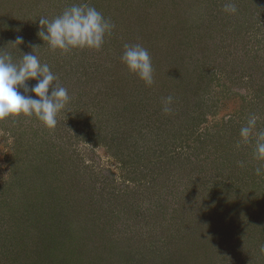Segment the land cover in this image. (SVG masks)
Here are the masks:
<instances>
[{"label":"rangeland","instance_id":"1","mask_svg":"<svg viewBox=\"0 0 264 264\" xmlns=\"http://www.w3.org/2000/svg\"><path fill=\"white\" fill-rule=\"evenodd\" d=\"M79 2L0 0V47L23 37L70 96L55 129L0 122V264H264L261 162L236 147L250 114L264 130V0H88L115 25L104 46L51 51L38 18ZM125 43L148 50L152 86Z\"/></svg>","mask_w":264,"mask_h":264},{"label":"clouds","instance_id":"2","mask_svg":"<svg viewBox=\"0 0 264 264\" xmlns=\"http://www.w3.org/2000/svg\"><path fill=\"white\" fill-rule=\"evenodd\" d=\"M224 11L235 14L237 12L235 3H225ZM38 21L37 36L43 41V45L46 43L51 51H59L61 54L85 49L98 51L115 28L111 20L88 0L70 4L52 19L42 16ZM9 44L14 48H6ZM22 44L23 37L17 36L14 41L0 47V122L19 117L35 118L45 128L55 129L57 117L65 111L70 101L68 90L58 82V76L50 66L42 63L33 51L23 53L20 50ZM39 47L41 46H33L32 49ZM14 52L21 53L18 60L14 58ZM120 60L128 72L136 75L145 86L150 87L154 84V69L146 48L140 44L125 43ZM29 81H35V84L29 86ZM173 100L171 95L162 100L163 113L172 111ZM258 120L257 114H250L247 117L246 123L240 128V140L236 147L239 149L241 144L255 141L254 159L261 163L254 171L257 176H262L264 130L258 129ZM238 164L244 167V162ZM261 251L264 252V246L261 247Z\"/></svg>","mask_w":264,"mask_h":264},{"label":"trees","instance_id":"3","mask_svg":"<svg viewBox=\"0 0 264 264\" xmlns=\"http://www.w3.org/2000/svg\"><path fill=\"white\" fill-rule=\"evenodd\" d=\"M13 48H14V46L10 45L8 49H13ZM14 58L18 60V57H15V55H14ZM234 58H236L235 54H234ZM250 58H248V59L250 60ZM242 60H244V59H242ZM252 81H253L254 92L252 93V96L249 99V100H251L250 104L252 102H256V101H258V103H259V101L261 102L262 98L264 97V68H262L260 71H258V73H256V76L253 77ZM50 91H51V89H50ZM141 109H144V108L140 107V111H141ZM110 135L112 137V140H110L111 146L116 148L117 144H118V141L116 139V130H114L112 133H110ZM223 192L225 193V191H223Z\"/></svg>","mask_w":264,"mask_h":264}]
</instances>
